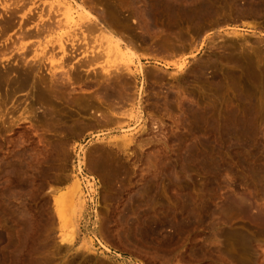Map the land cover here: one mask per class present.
Here are the masks:
<instances>
[{
  "label": "rangeland",
  "instance_id": "rangeland-1",
  "mask_svg": "<svg viewBox=\"0 0 264 264\" xmlns=\"http://www.w3.org/2000/svg\"><path fill=\"white\" fill-rule=\"evenodd\" d=\"M21 1L0 0V264H264V0Z\"/></svg>",
  "mask_w": 264,
  "mask_h": 264
},
{
  "label": "bare ground",
  "instance_id": "bare-ground-1",
  "mask_svg": "<svg viewBox=\"0 0 264 264\" xmlns=\"http://www.w3.org/2000/svg\"><path fill=\"white\" fill-rule=\"evenodd\" d=\"M6 0H4V2H5ZM9 1V0H8ZM14 1V0H13ZM23 1V0H22ZM21 1V2H22ZM46 1V0H45ZM73 1H76V0H73ZM91 1V0H90ZM89 1V2H90ZM94 1V0H93ZM182 1V0H181ZM173 2V1H172ZM176 1H174V4H175V8L176 9H179V8H183L182 7V3L181 2H176ZM7 2H5V4H3L2 5V8L7 12V13H10V16L11 15H16V13H17V10L18 9H20V7H19V3H20V0H15L14 1V3L13 4H11V5H8V4H6ZM26 3H28V0H27V2ZM35 3V2H34ZM261 3V2H260ZM37 4V3H36ZM39 4V3H38ZM64 7H60V8H58V11L57 10H55V11H57L58 13H60L61 11H67L68 12V10H70L71 8H73V6L71 5L72 4V1L70 0V1H67V2H63V3H61ZM61 4H60V6H61ZM90 5H91V2L89 3ZM191 4V5H190ZM189 4V6H191V7H193L192 5H194V4H192V3H190ZM12 5H15V7H12L11 8V6ZM26 5V4H25ZM40 5H42V4H40ZM68 5V6H67ZM80 5V4H79ZM96 6V5H95ZM185 7H186V5H184ZM188 6V7H189ZM22 7V6H21ZM56 7H59L58 6V4H57V6ZM173 7V6H172ZM184 7V9H186ZM187 7V8H188ZM191 7H189V8H191ZM18 8V9H17ZM24 8V7H23ZM44 8V7H43ZM48 8V7H47ZM50 8V7H49ZM91 8V7H90ZM188 8V9H189ZM96 9V8H95ZM98 9V8H97ZM42 11H41V13L39 14V16H38V23H37V30H38V34L39 35H35L36 37L38 36H40L41 37V35H43L44 37H46V35H48V36H50L51 34H52V32L54 31V29H58L59 28V26L62 24L61 22H62V20H55V19H57L56 18V16L55 17H53V15H51L52 16V18L50 17V14H49V17H48V15L46 14L47 12L45 11V10H43V9H41ZM153 10V9H152ZM187 10V9H186ZM202 10H204V9H202ZM19 11V10H18ZM100 11V10H99ZM184 11V10H183ZM205 11L206 10H204L203 12L205 13ZM20 12V11H19ZM29 12L31 13V12H33L32 11V9L31 10H29ZM28 12V13H29ZM38 12V11H37ZM45 12V14H43ZM54 12V11H53ZM30 13H29V15H30ZM136 13V12H135ZM137 13H138V11H137ZM35 14V13H34ZM64 14V13H63ZM141 14V13H140ZM139 14V15H140ZM7 15V14H6ZM55 15V14H54ZM61 15V13L59 14V16ZM135 15V14H134ZM24 16V15H23ZM37 16V15H36ZM92 16V15H91ZM144 16V15H143ZM142 16V17H143ZM150 16V15H149ZM25 17H28L27 16V14L25 13ZM58 17V16H57ZM94 17V16H93ZM138 17H140V16H138ZM137 17V18H138ZM147 17V16H146ZM46 18H48L47 20H46ZM107 18V17H106ZM105 18V19H106ZM144 18V17H143ZM6 19V18H5ZM30 19H31V17H30ZM30 19L28 18L27 19V22H29L30 21ZM101 19V18H100ZM151 19V18H150ZM150 19H149V21H150ZM4 20V19H3ZM29 20V21H28ZM97 20V19H96ZM10 21H12V19L10 20ZM108 21V20H107ZM141 21V20H140ZM88 22H89V20H88ZM102 23V22H101ZM142 23V22H141ZM146 23V22H145ZM109 24V23H108ZM103 25V24H102ZM102 25H101V27H102ZM106 25V24H105ZM148 25V24H147ZM25 26V25H24ZM62 26V25H61ZM85 26V25H84ZM83 26V27H84ZM94 26V27H93ZM139 26H141V25H139ZM97 27V26H96ZM142 27V26H141ZM86 29L85 30H87V31H89V32H92V31H100L99 29H98V27L97 28H95V25H86V27H85ZM109 28V27H108ZM146 28H147V26H146ZM150 28V27H149ZM104 29V28H103ZM36 30V29H35ZM114 30V29H113ZM33 31V30H32ZM57 31V30H56ZM36 32V31H35ZM146 32V31H145ZM144 32V33H145ZM1 33V32H0ZM30 33V32H29ZM84 33V32H83ZM96 33V32H95ZM101 33H103V32H101ZM108 33V32H107ZM2 34V33H1ZM27 34V33H26ZM26 34H24V35H26ZM50 34V35H49ZM143 35V34H142ZM42 36V37H43ZM82 36V35H81ZM86 36V35H85ZM99 36V35H98ZM101 36V35H100ZM108 36V35H107ZM131 36V35H130ZM141 36V35H140ZM140 36H138V37H140ZM43 37V38H44ZM75 37V36H74ZM93 37V36H92ZM102 37V36H101ZM28 38V37H27ZM78 38V37H77ZM90 38V37H89ZM103 38V37H102ZM24 39V38H23ZM26 39V38H25ZM29 40H30V38H28ZM41 39V38H40ZM45 39V38H44ZM43 39V40H44ZM82 39V38H81ZM108 39V38H107ZM112 38H110V40H111ZM146 39V38H145ZM79 40V39H78ZM77 40V41H78ZM84 40V39H83ZM82 40V41H83ZM87 40H89V39H87ZM86 39H85V41H87ZM103 40H104V38H103ZM109 40V41H110ZM114 40H116V39H114ZM131 40V39H130ZM132 40H133V38H132ZM77 41H74V40H72V49L74 50V49H76L75 47V45H74V43L76 42L77 43ZM84 41V42H85ZM94 41V40H93ZM111 41H113V40H111ZM120 41V40H119ZM122 41V40H121ZM127 41V40H126ZM145 41V40H144ZM43 42V41H42ZM104 43H105V41H103ZM118 42V41H117ZM132 42V41H131ZM39 43V42H38ZM49 43V42H48ZM75 43V44H76ZM82 43V42H81ZM43 44V43H42ZM47 44V43H46ZM78 44V43H77ZM106 44V43H105ZM111 44V43H110ZM132 44V43H131ZM81 45V44H80ZM86 45V44H85ZM107 45H108V43H107ZM115 46H113V48H112V46H110V48H112V49H115L116 48V51L117 52H119L120 54H125L124 53V51H123V49H122V47H121V44H120V42H118V43H116V44H114ZM134 45H135V42H134ZM40 46H42L41 44H40ZM88 46V45H87ZM126 46V45H125ZM133 46V45H132ZM15 47V46H14ZM59 47L61 48V50H62V53L63 54H65V58L67 59V57L69 56L70 57V55H69V53H68V51H67V48H66V46H65V44L63 43V41L62 40H60L59 41ZM86 47V46H85ZM109 47V46H108ZM136 47V46H135ZM22 49H24V46H23V48ZM71 49V50H72ZM125 49V48H124ZM134 49V48H133ZM110 50V49H109ZM20 51V50H19ZM44 51V50H43ZM49 51V50H48ZM76 51V50H75ZM78 51V50H77ZM85 52L84 53H86V52H88V49L86 48L85 50H84ZM112 51V50H111ZM127 51V50H126ZM23 52H24V50H23ZM27 52H28V50H27ZM127 52H129V50L127 51ZM48 53V52H47ZM72 53V52H71ZM74 53H76V52H74ZM109 53V52H108ZM2 54V57H3V55H4V53H1ZM0 54V55H1ZM6 54V53H5ZM92 55V54H91ZM91 55H87L86 57H92ZM117 55V54H116ZM133 55V54H132ZM135 55V54H134ZM56 57V56H55ZM129 57V56H128ZM132 57V56H131ZM93 58H95V57H92V60H93ZM99 58V57H98ZM74 59V58H73ZM76 59V58H75ZM92 60L91 59H86V61H88V63H90V62H92ZM23 61V60H22ZM26 61V60H25ZM40 61V60H39ZM66 61V60H65ZM71 61V60H70ZM86 61H85V63H86ZM68 62H69V60H68ZM73 62V61H72ZM78 62H80V61H78ZM81 63V62H80ZM87 63V64H88ZM83 65H84V63H82ZM87 64H85V65H87ZM74 65H76V64H74ZM83 65H81V66H83ZM85 65H84V67H85ZM78 67H79V65H77ZM88 66H90V65H88ZM88 66H87V68H88ZM142 66V65H141ZM180 66V65H179ZM37 66H35L34 68H36ZM143 67V66H142ZM180 67H182V66H180ZM31 68V67H30ZM80 68H82V67H80ZM122 68V67H121ZM138 68V67H137ZM77 69V68H76ZM180 69V68H179ZM33 70V69H32ZM38 70V69H37ZM86 70V69H85ZM141 70H143V69H141ZM77 71V70H76ZM79 71V70H78ZM119 71V70H118ZM120 71L122 72V70L120 69ZM126 70H124V72H125ZM31 72V71H30ZM50 72H51V70H50ZM89 72V71H88ZM120 72V73H121ZM52 73V72H51ZM92 73V72H91ZM113 73V72H112ZM112 73H110V75L112 74ZM148 73V72H147ZM18 74V73H17ZM36 74V73H35ZM68 74H70V73H68ZM116 74H117V72H116ZM126 74V73H125ZM5 75V74H4ZM37 75V74H36ZM52 75H53V73H52ZM66 75V74H65ZM72 75V74H71ZM79 75V74H78ZM89 75V74H88ZM98 75V74H97ZM109 75V76H110ZM121 76L123 75V74H120ZM128 75V74H127ZM133 75V74H132ZM144 75H146V74H144ZM21 76V75H20ZM69 76V75H68ZM67 76V77H68ZM73 76V75H72ZM108 76V75H107ZM120 76V77H121ZM131 76V75H130ZM151 76V75H150ZM4 77V76H3ZM76 77V76H75ZM114 77H117V76H114ZM129 77V76H128ZM19 78V77H18ZM22 78V77H21ZM42 78V77H41ZM74 78V77H73ZM73 78L71 79L70 77L68 78L69 80L68 81H72L73 80ZM134 78V77H133ZM158 78V77H157ZM20 79V78H19ZM26 79V78H25ZM97 79V78H96ZM110 79H112L111 77H110ZM119 79V78H118ZM121 79V78H120ZM149 79V78H148ZM36 80V79H35ZM95 80V79H94ZM114 80V79H113ZM112 80V81H113ZM123 80V79H122ZM124 80H125V78H124ZM128 80V79H127ZM131 80V79H130ZM10 81V80H9ZM21 82H23V79L22 80H20ZM43 81V80H42ZM107 81H111V80H107ZM111 81V82H112ZM132 81V80H131ZM26 82V81H25ZM32 82V81H31ZM35 82V81H34ZM64 82H66V81H64ZM70 82H69V84H70ZM92 82V81H91ZM122 82V81H121ZM126 82V81H125ZM133 82V81H132ZM19 83V82H18ZM61 83V82H60ZM108 83V82H107ZM115 83V82H114ZM114 83H110V84H108L106 87V93L109 95V96H113L114 97V95H112V94H114L115 93V91H116V86H115V84ZM119 83V82H118ZM32 84V83H31ZM42 84V83H41ZM64 84H67V83H64ZM73 84H74V82H73ZM102 84V83H101ZM117 84V83H116ZM120 84V83H119ZM130 84V83H129ZM128 84V85H129ZM23 85H24V83H23ZM62 85V84H61ZM60 85V86H61ZM98 85V84H97ZM123 85H124V83H123ZM125 85H127V83L125 84ZM56 86V85H55ZM58 86H59V84H58ZM67 86V85H66ZM121 86V85H120ZM134 87H135V85H133ZM133 86H132V88H133ZM23 87V86H22ZM62 87H64V86H62ZM124 87V86H123ZM128 87V86H127ZM130 87H131V85H130ZM61 88V87H60ZM119 88H121V87H119ZM55 89V88H54ZM135 89V88H134ZM133 89V90H134ZM103 90H105V89H103ZM124 91H125V88L123 89ZM128 90V89H127ZM132 90V91H133ZM118 91V90H117ZM119 92V91H118ZM129 92V91H128ZM129 94V93H128ZM130 94H132V93H130ZM43 95H44V92H43ZM42 95V96H43ZM117 95V94H116ZM121 96V95H120ZM131 96V95H130ZM132 96H134V95H132ZM103 97H104V95H103ZM106 97V96H105ZM112 97V98H113ZM127 97H128V95H127ZM117 97H115V99H116ZM121 98V97H120ZM124 98V97H123ZM126 98V97H125ZM132 98V97H131ZM134 99H135V97H133ZM37 99V98H36ZM106 99V98H105ZM110 99V98H109ZM112 100V99H111ZM118 100V99H117ZM121 102H123V99H119ZM130 100V99H129ZM128 100V101H129ZM44 101V100H43ZM106 101V100H105ZM116 101V100H115ZM37 102V101H36ZM103 102V101H102ZM108 102V101H107ZM110 102V101H109ZM108 102V103H109ZM133 102V101H132ZM120 103V102H119ZM43 104V103H42ZM111 105H112V103H111ZM116 105V104H115ZM121 105H123V104H121ZM117 106V105H116ZM119 106V105H118ZM117 106V107H118ZM125 107V106H124ZM110 109H111V107H110ZM28 110H30V109H28ZM106 110V109H105ZM1 111V110H0ZM26 111V110H25ZM114 111V110H113ZM121 112V111H120ZM3 113V112H2ZM30 113V112H29ZM28 113V114H29ZM46 113V112H45ZM104 113V112H103ZM106 113V112H105ZM110 113V112H109ZM249 113V112H248ZM32 114V113H31ZM108 114V113H107ZM119 114V113H118ZM2 114H1V112H0V121H4V120H2V119H4L3 118V116H1ZM122 115V114H121ZM123 115H124V113H123ZM102 116V115H101ZM103 116H104V114H103ZM109 116V115H108ZM108 116H106V117H108ZM34 117V116H33ZM247 117H248V114H245V118L243 119V120H241L242 122L244 121V123H245V121H247ZM109 118L111 119V121H112V119L114 118H112L111 116H109ZM115 119V118H114ZM252 119V118H251ZM5 122V121H4ZM4 122H3V124H4ZM109 122V121H108ZM248 122V121H247ZM2 128V127H1ZM1 131V130H0ZM2 132V131H1ZM125 141H126V139H124ZM124 140H122V142H124ZM117 142V141H116ZM118 144V143H117ZM116 144V145H117ZM125 144V143H124ZM123 145V144H122ZM100 146V145H99ZM60 148V147H59ZM110 148V147H109ZM121 148V147H120ZM58 149V148H57ZM61 149V148H60ZM63 149V148H62ZM99 150V149H98ZM105 151V150H104ZM107 151V150H106ZM64 152V151H63ZM99 152V151H98ZM102 153V152H101ZM107 154V153H106ZM59 155V154H58ZM99 155V154H98ZM110 155V154H109ZM115 156V155H114ZM119 156V155H118ZM37 160V159H36ZM91 163V162H90ZM95 164H96V162H95ZM94 164V165H95ZM101 166V165H100ZM99 166V167H100ZM103 167V166H102ZM90 168H93L92 166L90 167ZM97 168V167H96ZM81 170V169H80ZM95 170V169H94ZM94 173V172H93ZM37 175V174H36ZM67 177V176H66ZM57 178V177H56ZM72 198V197H71Z\"/></svg>",
  "mask_w": 264,
  "mask_h": 264
}]
</instances>
